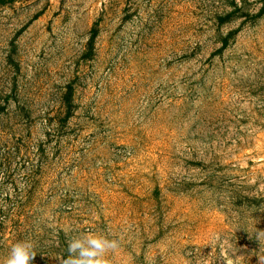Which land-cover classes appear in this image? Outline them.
Instances as JSON below:
<instances>
[{
    "label": "rangeland",
    "instance_id": "374dc122",
    "mask_svg": "<svg viewBox=\"0 0 264 264\" xmlns=\"http://www.w3.org/2000/svg\"><path fill=\"white\" fill-rule=\"evenodd\" d=\"M264 264V0L0 4V264Z\"/></svg>",
    "mask_w": 264,
    "mask_h": 264
},
{
    "label": "clouds",
    "instance_id": "9594fccd",
    "mask_svg": "<svg viewBox=\"0 0 264 264\" xmlns=\"http://www.w3.org/2000/svg\"><path fill=\"white\" fill-rule=\"evenodd\" d=\"M120 247L119 241L98 233H79L67 244V257L61 264H108V256ZM30 240L13 244L4 264H31L36 256Z\"/></svg>",
    "mask_w": 264,
    "mask_h": 264
},
{
    "label": "trees",
    "instance_id": "16d2710c",
    "mask_svg": "<svg viewBox=\"0 0 264 264\" xmlns=\"http://www.w3.org/2000/svg\"><path fill=\"white\" fill-rule=\"evenodd\" d=\"M13 0H0V4H6L8 2H12Z\"/></svg>",
    "mask_w": 264,
    "mask_h": 264
}]
</instances>
